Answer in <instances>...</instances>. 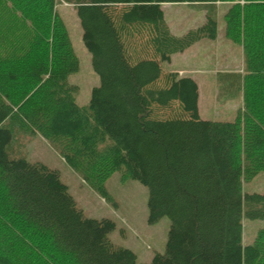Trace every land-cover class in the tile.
I'll return each instance as SVG.
<instances>
[{
  "label": "trees",
  "instance_id": "trees-1",
  "mask_svg": "<svg viewBox=\"0 0 264 264\" xmlns=\"http://www.w3.org/2000/svg\"><path fill=\"white\" fill-rule=\"evenodd\" d=\"M63 1L99 77L87 105L68 80L79 59L57 0H0V264H264V224L243 243V218L264 221V193L242 191L264 168V0ZM167 2L206 4V19L175 35ZM215 2H230L225 36L244 53V106L231 121L201 118L196 81L162 71L216 37ZM218 75L222 100L236 97L239 76ZM27 133L108 201L115 171L146 186L147 221H170L164 251L145 263L115 244L112 219L85 215L57 169L27 159Z\"/></svg>",
  "mask_w": 264,
  "mask_h": 264
},
{
  "label": "rangeland",
  "instance_id": "rangeland-1",
  "mask_svg": "<svg viewBox=\"0 0 264 264\" xmlns=\"http://www.w3.org/2000/svg\"><path fill=\"white\" fill-rule=\"evenodd\" d=\"M218 8L217 35L214 39L202 38L197 45H191L183 52L172 55L170 62L162 63V71H180L197 81L200 94L199 108L204 119L234 120L238 108L244 106L243 81L246 74L244 53L242 47L225 36L224 13L230 2H215ZM206 4L162 3L165 20L175 35H182L190 29L201 25L206 19ZM56 11L65 23L71 45L79 59L77 72L69 75V82L77 85L76 102L87 105L91 88L99 83V77L92 68L90 54L82 42V31L76 11L73 6L63 0H57ZM239 76V89L231 100L223 101L230 93L219 85L221 77ZM218 75V83H217ZM225 82V80L222 78ZM199 113V111H198ZM200 116V115H199ZM24 136V137H22ZM24 144L23 152L30 161H41L59 171L74 196L77 206L85 215L93 218L107 217L115 222V228L110 233L112 241L122 247L131 249L138 262H149L155 253L165 249L169 219L161 217L154 223L147 221L148 189L134 179L123 178L115 171L106 180L105 186L113 201H108L98 194L90 184L75 172L60 155L58 149L39 134H21ZM27 141V142H25ZM249 179L243 181V192L264 193V168L248 172ZM111 200V199H110ZM260 219L243 218V243H251L257 230L263 226Z\"/></svg>",
  "mask_w": 264,
  "mask_h": 264
},
{
  "label": "crops",
  "instance_id": "crops-1",
  "mask_svg": "<svg viewBox=\"0 0 264 264\" xmlns=\"http://www.w3.org/2000/svg\"><path fill=\"white\" fill-rule=\"evenodd\" d=\"M189 5V4H188ZM201 41V40H200ZM200 41H197L196 43H194L195 45H197L198 44V42H200ZM193 44V45H194ZM192 45V46H193ZM192 46H190V47H192ZM171 58H172V56H171ZM173 71H177V70H173ZM178 73L180 74V71L178 70ZM180 75H183V74H180ZM197 82V81H196ZM199 98H200V94L198 95V103H199ZM198 111H199V115H200V117H201V114H200V108H199V105H198ZM202 118V117H201ZM214 120H221V119H214Z\"/></svg>",
  "mask_w": 264,
  "mask_h": 264
}]
</instances>
